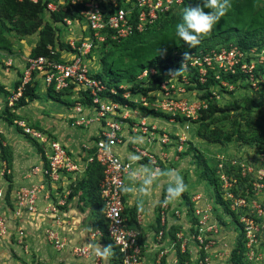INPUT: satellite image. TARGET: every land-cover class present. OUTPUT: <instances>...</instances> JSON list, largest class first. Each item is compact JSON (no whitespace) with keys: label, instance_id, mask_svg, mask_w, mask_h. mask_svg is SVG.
I'll return each mask as SVG.
<instances>
[{"label":"rangeland","instance_id":"374dc122","mask_svg":"<svg viewBox=\"0 0 264 264\" xmlns=\"http://www.w3.org/2000/svg\"><path fill=\"white\" fill-rule=\"evenodd\" d=\"M205 11L208 10L205 9ZM262 11H264V0H259L255 11L246 17L245 23L238 29L230 30L227 24L221 23V17L213 29L201 38L199 44L205 43L208 44L209 48L214 49L220 45L225 47L237 46L238 40L242 38L263 42L264 29L259 28L256 23L262 22L264 15L261 17L262 19H254V16ZM48 19V14L45 15L44 13L36 22L27 18L25 11H20L10 19H4L0 12V101L2 102L0 105L3 106L6 102V96H9V91L4 89L6 84L2 78L8 77V74L13 70L20 72L22 65L26 64L27 59L30 58L31 51L47 43V33L44 31V27L46 25L54 26L61 42L64 40L62 38L68 37L65 26L54 25ZM39 22H41V26L38 29L36 26ZM175 25L158 35L146 47H138L130 52L122 51L120 43L113 44V46L109 45L106 48H102V46L96 48L88 62L90 70L94 74L102 73L107 79L109 76L106 68L108 63L114 59L111 68L113 73L128 79L131 76L133 78V82L123 80L120 83L122 89L135 94L139 83L138 77L141 74L140 64L149 62V65H146L148 67L157 59H162L163 62L169 61L176 50L190 48L186 42L179 41V38L175 36ZM85 35H88L87 31ZM150 36V34L146 36V43L149 42L147 40ZM102 58H105V71H102L104 67L101 65ZM10 61H12L11 66L8 65ZM171 70L174 69H170L168 72L160 71L158 78L173 81L179 76L180 71L178 68H175L174 71ZM176 71H178L176 76L171 78L170 74ZM148 80L147 82L144 81L145 83L142 81V83L150 87L154 80L150 82ZM261 81L262 83L260 82L257 86L240 81H236L227 87L218 85L215 91L219 99L214 101L216 106L222 110L221 112L213 115H201L200 113L197 119L192 122H183L181 118L174 120L165 118L174 128L171 131H159V133L164 132L169 136L170 141L168 143L148 142L141 133H133L143 138L149 145L158 143L164 147L163 152L158 153L146 149L140 144L129 143V149L134 158L130 160L133 162L135 173L132 175L134 178L132 179L133 189L141 187L145 189L143 192L134 191L135 195L138 192L142 194L137 201H152L153 191L157 193L160 191L161 194V199L157 201L155 206V215L149 220L142 214L140 215L144 233L150 239H156L153 232L157 233L159 229V203H161L162 198L168 196L166 188L169 185V179L166 175H156L153 182H162L163 187L155 185L153 182L150 185H143V170L146 168L151 172L163 173L169 169H175L182 176L186 185L180 196L170 197L169 201H174L176 206L173 203L174 208L169 206L167 218L170 217L172 222L173 227L170 236L173 241L177 240L176 234L179 232H183L184 237L188 240V246L184 252H181L180 245L177 247L183 264H199V259L204 257L200 238L204 244L210 240L215 241L211 251L213 264H264V177L263 187H255V180L258 176H262L261 171H264V160H262L264 143L248 142L243 138L244 132L247 133L246 139H251L254 134L264 137V105L249 109L245 102L246 98H250L255 102L264 104V75ZM42 87L43 84L40 82L35 86V92L37 89L42 95ZM189 89L190 87L186 90L189 91L191 97L195 95L203 98L202 94ZM35 96H38L37 93ZM47 97L55 108L61 107L65 112L68 111L66 107H69L70 104L73 105L72 101L70 103L60 98ZM132 98L137 99L139 97ZM150 98H152V100L150 99L152 105H155L154 98ZM32 101L33 99L29 97L27 105ZM36 104L35 110L43 112L38 107L40 102L35 103V106ZM26 106L17 107L15 105L11 111L4 109L6 111L3 112V110L4 114L1 112L3 115L0 116L3 120V133H0V177L7 181V184L14 182L16 177L20 178L22 182H27L29 178L26 175L36 162V152L30 153L25 147L26 145H33V142L24 136L12 122L14 118L19 119V117L25 118V121L26 118L30 120L26 113L31 111V108L28 106L25 108ZM132 109L143 111L139 104H136ZM45 112L52 115L53 118L55 117L53 107H46ZM154 112L159 113L155 110ZM62 121L64 122L61 123V126L65 128V135H69L71 138L75 136V142H80L81 139V145L78 147L82 152H85L86 148L82 144V140H89V136L86 134L87 130L83 127L74 126L69 118H63ZM139 123L134 119V123L131 125ZM179 123L180 126L176 125ZM140 150L155 156L159 170L151 161L139 158ZM19 159H25L26 162L22 161V164L18 165ZM87 178L74 189L73 197L79 198L77 206L82 213L86 212L84 215H80L81 219L84 220V223L92 225L89 226L92 230L99 226L98 197L95 184L92 185V179L89 178L88 180ZM205 178L209 180H205ZM10 197L7 193L4 199L0 200L2 202L0 204L1 212L11 206L14 207ZM15 203L17 204V200ZM133 210L135 211V209ZM4 212L6 213V211ZM165 226H167V222ZM209 227L212 228V231L209 230Z\"/></svg>","mask_w":264,"mask_h":264},{"label":"built area","instance_id":"2783aa9c","mask_svg":"<svg viewBox=\"0 0 264 264\" xmlns=\"http://www.w3.org/2000/svg\"><path fill=\"white\" fill-rule=\"evenodd\" d=\"M29 1L37 3L39 0ZM195 1L51 0L47 3L46 13L49 15L58 11L59 8L69 9L75 15L56 23V25L65 26L70 37L63 48L59 44L48 46L47 55L27 59L20 73V85L9 94L5 104L0 105V115L5 111V107L9 111L13 110V106L15 107L21 98L26 86L34 87L41 82L47 90H53L56 94L64 95L68 92L75 94L74 113L71 117L73 125L88 129L93 126L97 128V133L93 144L85 147L84 160L69 150L52 133L36 128L25 120L14 121V125L22 134L35 142L42 157V165L34 168L33 171L35 174H41L44 180L17 192L16 208L12 210L13 218L0 211V238H11L12 254L16 256L21 252L28 253L24 229L10 228L12 222H20L22 211L25 209L30 213H36L38 201L43 198L50 202L45 210L46 213L53 215L58 221V215L62 213L60 207L65 206L66 202L64 198L53 202L52 193L55 197H61L65 193L66 198L70 195L72 187L78 184L81 176L86 174L92 166L98 165L103 173L99 192L103 201V216L107 224L106 236L118 250L121 259L119 264H146L144 245L139 242L140 232L138 229L130 228L124 216L125 191L122 189L127 185V176L133 174V164L122 159L117 154V148L125 144L123 132L127 125L130 132L141 133L148 142L158 141L165 144L170 141V138L164 132L159 133L158 129L152 125L145 123L129 125L126 120L129 118L128 113L132 107L113 99V96L118 95V89L110 85L108 79H99L97 74L90 70L88 62L92 58L93 51L103 46L108 40L120 42L135 33L142 34L154 28L164 17L181 12L185 5L193 4ZM86 31L88 35H85ZM62 52H67L71 57L62 58ZM175 54L180 58L179 69L181 68L178 69L180 74L174 79L175 81L161 79L160 88L148 95L131 94L125 90L122 97L135 105L139 104L143 108L164 114L171 120L179 117L184 122H192L197 119L202 110L207 108L208 101L195 95L191 97L186 90L189 87H195L197 82L204 85L211 78L215 85L209 92L212 98L219 99L215 91L218 85L227 87L240 81L257 86L264 75V47L244 50L239 46H219L206 52H187L185 54L188 56L185 60V54L177 52ZM8 65L11 66L12 61ZM160 71L168 72L170 69L147 68L139 75L138 85L148 87L144 81L147 82V79L149 82L153 81ZM175 76L176 74L170 75L171 78ZM119 88L122 89V86L120 85ZM196 92L202 96L204 94V91ZM132 96L139 98L133 99ZM150 97L154 98L155 105H152ZM88 100H91L90 106L83 102ZM139 154L140 159L151 161L157 169L158 163L154 155L142 150ZM262 160H264V154H262ZM261 173L262 176H258L255 180V187H263L264 171ZM64 184L71 188L64 191ZM4 197V192L0 190V200ZM168 199L169 196H166L161 203L159 213L161 226H165L167 222ZM138 221L140 223L139 219ZM209 230L212 231V228L209 227ZM154 235L158 241H161L164 238V230ZM46 236L57 251L67 246L66 240L53 228L46 231ZM97 236H104L100 229H97L91 237L94 239ZM176 238L175 244L180 243L181 250L184 252L188 246L184 233H177ZM199 241L204 250V257L199 259V264H213L211 251L215 241L210 240L206 244L201 238ZM72 252L82 258L94 257V264L100 262V254L92 253L90 246L73 247Z\"/></svg>","mask_w":264,"mask_h":264},{"label":"crops","instance_id":"0c3cea01","mask_svg":"<svg viewBox=\"0 0 264 264\" xmlns=\"http://www.w3.org/2000/svg\"><path fill=\"white\" fill-rule=\"evenodd\" d=\"M70 37V34L68 33V37L62 38L64 42L67 41V39ZM61 57L68 59L71 56L67 52H62ZM25 64L22 65L20 72L18 70H13L11 73L8 74V77H3L2 81L5 82L6 87L4 88L5 91H9L8 94L12 92V89H14L15 84L19 81L20 73L23 70V67ZM90 67V66H89ZM262 83V81H261ZM42 95L39 94L38 90L36 89L37 97L32 102L29 103L28 108H31V111L27 112V116L30 118L28 120L26 118V122L30 125L40 128L43 130H46L53 135H55L63 144L66 145V147L71 150L72 152L76 153L80 158L84 159L85 156L84 152H82L79 149V145H81V139L80 142H75V136L74 138L69 137V135H65V128L64 126H61L64 121V119H70L72 117L73 112V106H74V98L75 94L72 92L65 93L64 95L60 96V99L66 100L71 103L73 102V105H69V107H66L65 105L61 104L62 106L66 107L68 111H64L63 108H55L54 105L50 102V99L47 97L48 90L43 86L42 87ZM8 97V96H6ZM135 97V96H132ZM40 102L38 107L44 112H40L39 110H35L37 107V104L35 106V103ZM2 102L0 101V104ZM27 106L25 108H27ZM46 107H53L54 108V115L53 118L52 115H48L47 112H45ZM17 113V112H16ZM25 114V115H26ZM129 121H126L129 125L134 123V119L137 120L140 123H147L148 125L158 127V131H171L174 130V128L168 123L167 119L164 117H157L155 115H152L148 112L142 111L141 109L133 110L130 109L129 111ZM19 116V114H17ZM25 120V118L19 117L18 120ZM62 119V120H61ZM72 121V120H71ZM3 120L0 119V133H3ZM183 124V123H182ZM180 126L179 124H176ZM128 126V125H127ZM124 128V139L125 144L117 148V154L124 160L130 161L131 159H134L132 156V152L129 149V143L134 144H140L142 147L146 149H150L154 152H163V146H161L158 143H155L153 145H149L146 143L143 138L140 136L133 134L130 132L129 127ZM80 128V127H78ZM175 128H177L175 126ZM86 134L89 136L88 141L82 140V144L84 147L90 146L93 144L94 137L96 135L97 128L91 127V128H85ZM181 129V128H180ZM73 134V133H72ZM78 144V145H77ZM27 150L30 153L35 154L36 162L31 166L30 171H28L26 177L29 179L27 180L28 184H25L27 182L20 181V178L16 177L15 181L12 183L7 184V181H5L3 178L0 177V190L4 192V194L9 193L12 199V203L14 204V207H10L6 210V215L13 218L12 210L16 208V198H17V192L22 190L23 188H28L34 183H39L44 180V177L41 174H35L34 168L41 167L42 165V157L40 155V152L38 148L33 144L31 146L26 145L25 146ZM34 149V150H33ZM163 156V155H161ZM160 156V158H161ZM32 158L33 160H35ZM29 159V158H28ZM32 160V161H33ZM85 160V159H84ZM22 161H25V159L18 160V165L22 164ZM31 161V160H30ZM132 162V161H131ZM133 164V162H132ZM135 167H138V165H135ZM138 169V168H137ZM159 170V168L157 167ZM137 172V171H136ZM133 174L134 173V167H133ZM133 174L127 176V186L133 188L132 179ZM139 175V174H138ZM86 178V174L81 176V179L78 181L84 180ZM140 178V177H139ZM11 184V185H10ZM155 185H161L163 187L162 182H153ZM163 184V185H162ZM154 185V186H155ZM11 186V187H10ZM158 186V187H161ZM71 187L69 185L64 184L63 190L68 191ZM75 188H77V185L72 187V191L69 196H66L64 193L61 197H55V194L52 193L53 202H57L60 199H65L66 205L60 207L62 210L61 214L58 215L59 220L56 221L53 217V215L46 213V208L50 204L47 200L40 198L38 201V211L36 213H30L27 210H23L21 214L20 222L16 221L15 223L10 224V228L15 230L18 227H22L24 231L26 232V244L28 246V253L21 252L16 256L12 254V240L9 237L0 238V264H94V257L90 256L87 258L78 257L73 254L72 248L73 247H85L90 246L92 253H98L96 251V245L98 244L101 248L108 246V241L104 238V236L100 237L97 236L94 239L91 237L92 234L97 230V228H94L91 230L89 228V223H84V220L81 218L82 213L81 210L78 208L79 198H75ZM78 191V190H77ZM7 192V193H6ZM139 193V192H138ZM136 194L133 192H125V199H126V205L125 207L129 209H135V214L137 218V222H133L130 228L132 229H138L141 233L140 238L142 240V243L144 245V254H145V260L146 264H183L181 260V257L178 254L177 245L175 244L176 241H173V239L170 236V231L172 229V222L169 219H167V226H164V238L161 241H158L157 238L155 240L150 239L147 234H145V230L143 228V222L142 219L140 220V215L142 214L144 217L151 218L153 215H155V206L157 204V201L161 199L160 197V191L159 193L153 191L152 192V201L144 202V201H137L139 196H142V194ZM170 197L168 199V205L172 206V203L174 206V201H169ZM2 202H0L1 204ZM8 203V202H7ZM172 206L171 208H174ZM40 210V211H39ZM5 213V212H4ZM87 215V214H86ZM173 215V214H171ZM140 220V223L138 221ZM50 228H53L59 232V234L66 240L67 246L62 249L61 251H57L52 244L48 241L46 236V231ZM156 232H153V235ZM181 249V247H180ZM20 251V250H19ZM182 252V250H181ZM99 254V253H98ZM114 253L110 250V254L108 255H100V262L99 264H119L118 260L114 259Z\"/></svg>","mask_w":264,"mask_h":264},{"label":"trees","instance_id":"16d2710c","mask_svg":"<svg viewBox=\"0 0 264 264\" xmlns=\"http://www.w3.org/2000/svg\"><path fill=\"white\" fill-rule=\"evenodd\" d=\"M49 1H51V0H39L37 3H33L29 0H0V12H1L2 17L4 19H10L14 15H17L20 11L21 12L25 11V16L27 18L34 20V21H36V20L38 21V18L41 17L42 14H44V13H45V15L47 14L46 13V5ZM258 1L259 0H229L230 6L227 8L225 15L222 17L221 23L227 24L229 26L230 30L231 29H238L240 26H242L245 23L246 17H248L249 15H251L255 11L256 6L258 4ZM196 3H197V0L193 4L185 5L184 8L187 6L195 7ZM183 9H182V11H183ZM182 11L179 13L164 17L162 20H160L157 23V25L154 28L149 29L142 34L135 33L132 36H130L129 38L122 40L120 42L108 40L107 42H105L103 44L102 48H106L109 45L113 46V44H116V43L121 44L122 51H124V52H130L132 50H135L138 47H146L158 35H160L164 31H166L167 29H169V27H171L172 25L178 23L180 21ZM263 15H264V11L259 12L257 15L254 16V19L256 18V20H258ZM74 16L75 15L72 13L71 10H69V9L63 10V9L59 8L58 11L51 13L50 15L48 14V18H49L48 20H49V22H51L52 24L55 25L56 23L61 22L66 17L72 18ZM256 25H258L259 28L264 29V18L262 19V22H257ZM40 26H41V22L38 23L36 28L39 29ZM44 31L47 33L46 34L47 43L43 46H39L38 48H34L30 53V58H36V57L41 56V55H47L49 52L48 46H56L57 44H59L62 48L65 46V44L63 42H61L60 39L58 38L57 30L55 29L54 26L46 25L44 27ZM149 34L151 36L147 40L149 42L146 43L145 38ZM144 44H145V46H144ZM220 46H222V45H220ZM237 46L241 47L244 50L251 49L254 47L263 48L264 47V41L258 42V41H255L253 39L248 38V40H246L245 38H242V39L238 40ZM211 49H213V48H209L208 44L204 43V44L196 45L194 48L176 50L175 52H173L171 58H169V61L163 62L162 59H157L154 63L150 64V66H148V67H146V65H149V62H143L142 64H140L139 68L141 70V73L145 69L150 68V67H154L157 69L164 68L166 70L175 69V68L179 69L180 58L175 54L176 52L180 53V54H185L187 52L200 53V52H206V51L211 50ZM59 56H60V54L58 53L57 57L59 58ZM110 56H111V54H110ZM104 59L105 58L101 59L102 60L101 65H103V66H104ZM113 61H115V60L113 59ZM113 61L111 63H108L109 65L106 68L108 71L107 74L109 76L107 78L109 84L114 85L118 89V95L113 96V99L117 102L124 104V105L134 107L135 106L134 103H132V102H130L127 99L122 97L125 90L119 88L120 83L123 80H128V82H133V78L131 76V77H129V79L130 78H132V79L129 80L128 78L120 76V74L113 73V70L111 69ZM102 71H105V66L103 67ZM96 76L99 79H105L102 73L97 74ZM161 79L162 78H158V76H157L154 79V82L152 83V85L150 87H140L138 85L136 88V91L134 93L135 94L142 93L144 95H148V93L158 90L160 88ZM19 85H20V82L18 81L15 84V87H14L15 90L18 88ZM214 85H215L214 80L210 78L206 84L202 85L199 82H197L195 87H192L189 89V90H195V91H204V94L202 97H203V99L208 101V106L205 110L201 111V115H203V114L213 115L215 113L222 111L220 108H218L216 106V103L214 101L216 99L212 98V94H211V92H209V90ZM35 93H36L35 92V86L34 87H32L31 85L26 86L25 89L23 90V94H22L21 98L18 100L16 106L17 107L26 106L28 104V98L29 97L32 98L33 100L36 99ZM62 95L63 94H56L53 90H48V96L52 99H54V98L59 99L60 96H62ZM83 102L85 105H88V106L91 105V100L83 101ZM245 102L247 104V108H249V109L262 107L264 105L262 102H255L254 100H251L250 98H246ZM6 109L9 110L8 108H6ZM142 109H143V111L148 112L152 115L155 114V116H157V117L161 115L164 118L170 119V117H168L164 114H161V113H156V112H154V110H149V109H146L143 107H142ZM2 115H0V116H2ZM1 118L2 117H0V119ZM17 119L18 118H14L12 120L13 124H14V121ZM177 119H180V118L178 117ZM182 121L184 122V120H182ZM246 137H247V133L244 132L243 138H245V140H247L248 142H258V143L262 142V143H264V137L263 136L254 134V136L251 139H246ZM33 144L36 146L35 142H33ZM86 177H88L87 178L88 180H89V178L92 179V185L95 184V186L97 188V197H98L97 207H98V211H99V226L95 227V228L100 229L103 232L104 238L108 241V245H112L111 251H112V253L115 254L114 259H116V260H118V262H120L119 260H121V259H120L117 248L112 244V242L106 236L107 224H106L104 216H103V201H102V198H101V195L99 192V183L103 177L102 169L98 165H94L86 173ZM205 180H209V179L205 178ZM83 181L84 180L80 181V183L78 182L77 187ZM163 200L164 199L162 198L161 203L163 202ZM124 203L126 205L125 195H124ZM161 203H159V207H161ZM124 216L126 217L127 224L129 226L133 222H137L136 214H135V211L133 209H129V208L125 207ZM158 219H159L158 220V228L159 229L157 230V233L160 230L165 229L164 226H161L160 215H158ZM139 242L141 244H143L141 238L139 239ZM179 245L180 244H178L177 247Z\"/></svg>","mask_w":264,"mask_h":264},{"label":"clouds","instance_id":"9594fccd","mask_svg":"<svg viewBox=\"0 0 264 264\" xmlns=\"http://www.w3.org/2000/svg\"><path fill=\"white\" fill-rule=\"evenodd\" d=\"M229 6V0H197L195 7L187 6L183 9L180 21L175 25V36L179 38V41L182 40L183 42H186L190 48H194L200 43L201 38L207 35L220 18L225 15ZM205 9L208 11H205ZM187 56L188 55L185 54L184 60ZM178 71L173 72L170 75H174ZM156 175H166L168 177L169 185L166 188V192L169 197H178L184 192L186 185L182 176L175 169H169L163 173H156L145 168L143 170L142 184L150 185ZM122 190L125 192H143L145 189L143 187L133 189L132 187L125 185ZM111 248L112 245L103 248L98 244L96 245V251L100 255L106 256L110 254Z\"/></svg>","mask_w":264,"mask_h":264}]
</instances>
